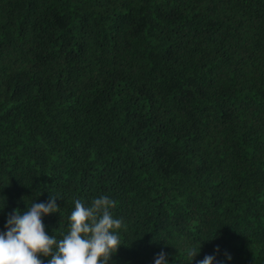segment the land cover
Here are the masks:
<instances>
[{
  "label": "trees",
  "instance_id": "16d2710c",
  "mask_svg": "<svg viewBox=\"0 0 264 264\" xmlns=\"http://www.w3.org/2000/svg\"><path fill=\"white\" fill-rule=\"evenodd\" d=\"M51 195L115 201L110 264H264V0H0V230Z\"/></svg>",
  "mask_w": 264,
  "mask_h": 264
},
{
  "label": "clouds",
  "instance_id": "9594fccd",
  "mask_svg": "<svg viewBox=\"0 0 264 264\" xmlns=\"http://www.w3.org/2000/svg\"><path fill=\"white\" fill-rule=\"evenodd\" d=\"M42 194V192H41ZM40 194V195H41ZM58 196L51 195L46 202L34 199L24 210L14 208L7 215L0 230V264H110L121 245V233L125 230L122 218L112 213L115 201L107 195L93 198L89 203L74 200L68 216L69 225L61 238L46 231L43 218L59 212ZM7 201L0 205L4 211ZM203 243L186 241L183 244L188 262L195 264H231L232 254L219 245L203 259ZM169 252L161 249L153 258V264H172ZM47 258V260L43 259Z\"/></svg>",
  "mask_w": 264,
  "mask_h": 264
}]
</instances>
